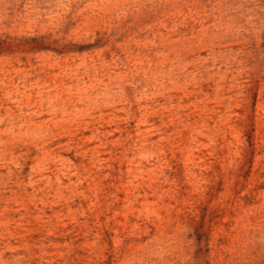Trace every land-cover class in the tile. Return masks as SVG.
Masks as SVG:
<instances>
[{
	"label": "rangeland",
	"instance_id": "rangeland-1",
	"mask_svg": "<svg viewBox=\"0 0 264 264\" xmlns=\"http://www.w3.org/2000/svg\"><path fill=\"white\" fill-rule=\"evenodd\" d=\"M0 264H264V0H0Z\"/></svg>",
	"mask_w": 264,
	"mask_h": 264
}]
</instances>
